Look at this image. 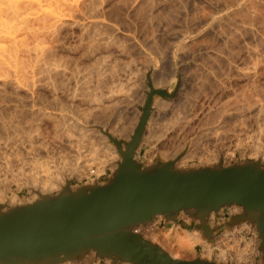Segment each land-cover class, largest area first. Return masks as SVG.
I'll list each match as a JSON object with an SVG mask.
<instances>
[{
  "label": "rangeland",
  "instance_id": "374dc122",
  "mask_svg": "<svg viewBox=\"0 0 264 264\" xmlns=\"http://www.w3.org/2000/svg\"><path fill=\"white\" fill-rule=\"evenodd\" d=\"M80 1L81 0L78 1L79 2L77 4L78 6L80 4ZM218 1H219V3H218ZM223 1H225V2H223ZM238 1H240V2H238ZM245 1L246 0H150V1L149 0H97V1L93 0V2L95 4L91 2L92 4L90 3L89 5L91 7L95 6L96 8L95 7L90 8V6L88 4H85L84 0H83V2L81 1V6L82 7L81 6H79V7L83 8L82 10L86 9V12L84 10L85 13H83V11L80 10L77 7L78 9H77L76 13L79 12V14H77V16H76V14H74L75 17H74V19L72 17V20L76 21L78 19L77 20V23H78V22L82 21L83 19H85L86 21L84 20L83 23L84 22L86 23V22L89 21V19H87L86 17L90 16V20H92V19L97 20L98 19L99 22H100V20H102L103 24L106 25L108 28L105 29L106 26L101 27L102 24L100 22L101 26L98 25V27H96L95 31L97 30L96 31L97 34L96 35L94 34L93 38L91 37V40L93 42H89L91 44V45H89L88 41L85 42V43H88V44H85V43H82V41L77 38L79 36V34H80L79 33V28H80L79 26H75L74 25L75 28L73 27V25H72L71 28L66 26L67 28L64 27L66 29H64L62 27V30L60 32V35H62V36H60V38H59L60 42H61V45H60V42L57 41L55 43L56 45L53 44V48L56 46L54 50L56 51L57 54L59 53V54H61L60 56H62V57L65 56L64 58L68 57L67 59H71V60H69L70 62L69 61L67 62L66 59H64V58H63L64 60H62L63 62L65 61L64 63L67 62L68 65L70 63V65H69V67L71 66L70 68L73 67V69H74L75 65H73L74 63L72 64L71 61H73V62L75 61V64L77 63L76 65H78V63L80 64L79 68L81 70H83V68L86 66L85 68H87V69L84 70V73L85 72H87V73L84 74V73H82L83 71H81L80 74L79 73L78 74L75 73V76L76 75L78 76V75H81V74L82 75L78 76V77L76 76L74 78H73V76H71L73 78V80H71L72 78L68 77L69 79L68 78L67 79L70 82L67 81V80H66V82H68L69 84L65 83L64 82L65 80L60 81L61 83L57 82L60 85L59 84L56 85V83H54V84L52 83L53 87H55V85H56V87L54 89L57 88L56 89L57 92L55 90L53 91V89H52L53 87L52 86L48 85V87L44 88L43 86L39 87L36 84V86L34 88V91H32V93H27L24 90H20L17 93V95L19 94L18 96L20 98H22V96L24 98V97H29L30 94H33V92H35V96L38 95V94H40L39 96L42 95L41 97H43V99L45 100L44 102H46V104H47V102H48V104L50 103L49 105H52V107L54 106V107L57 108L59 103L61 104V106L59 105L60 107H62V106H64V107L68 106V108L70 107L69 109L67 108L68 112H67V110L64 113L63 112H59L57 109L56 110L58 112L56 110L54 111V109H52V112L57 114V115L62 114V113L65 114L67 117H70L71 121H69V122L75 121V120H73V118L76 119L78 121V127L81 128V130L79 128L78 129L76 128L77 131L73 132V130H70L73 127H70V129L68 127L67 130L68 131L70 130L71 132H73L74 135L72 136L71 132H70V135H69V132H68L67 134L69 135V137H67V134H65L66 132L63 131L64 130V128H63V130H62L63 132L62 133L64 135L61 133L63 135L62 136L60 134V132H59V134L61 135L62 139L65 137L64 138L65 140L64 139H63L64 141L60 140L62 144H59V140L58 141L57 140L56 141H52V140L50 141L49 139L45 138L44 136H43L44 139L42 138V136L40 137V139L39 138H34L33 136L37 135L36 133L34 134V132L35 131L39 132L41 128L40 127L39 128L36 127V125L33 126V125H30V124L29 125L28 124H24L23 128L20 129L21 132L22 131L28 132L29 134H31L30 136H32L34 139H38L39 141L36 140V142L37 143L40 142V144L38 143L39 145H42L41 141L45 142V141H48V140L50 142V145H52V144L58 145L59 146L58 149H61L59 151H60V154H62V155L59 156V153H58L59 151L57 149L56 151H50V153H48V155H49L48 156L46 154V152L43 151L45 149V147L41 146L42 148H38L40 146L38 144H35V142H33L35 144L34 146L36 147V145H37L38 146V147H36L37 151L39 150L40 152L38 151L39 153L37 152V154H35L36 152L35 153H33V152L31 153V151H29L30 148L28 147L30 145V144L28 145L29 141L27 142L26 141L27 139H25V141L23 143V141L19 140L20 143H18V145H15L13 147V150L17 149V151L16 150L13 151L11 149L12 152H10V155H9L10 157H12L11 159L9 158L11 160V161L9 160V162H10L9 165L11 164V166H9V168H12L11 171L10 170H7V171L6 170H1L0 171V173L2 171H4V173L2 172L3 175L2 174L0 175V177L2 179V180L0 179V182H1L0 183V191H1L0 198L5 197L4 201L3 200L0 201V210L1 211H7V210H9L11 208H14V207L30 204V203H32V202H34L36 200H39L40 196H42V195L56 196L62 191V189L67 184H68V186H69V188L71 190H75L77 188L84 187V186L104 185V184H106L109 181V179L112 177L114 171L117 169V163L120 160L119 161L117 160L115 162L116 165L115 166L113 165V167L111 166L113 164V163L111 164V162L108 164L110 166H107V164L106 165L104 164L102 173L99 176H97L96 178H95L94 175H91L90 173H87L86 169L85 170L84 169H80V171L84 170L85 172L81 171L82 173L81 172L77 173L76 171H74L75 170L74 168H75V166L78 165V162H80V161H82L84 159L90 158L89 156H91L93 154V153H91V150H90L91 148H92V152H93V150H95V151L99 150V151H97V158L94 161H92V160L90 161V164L92 163L91 164L92 169H95L96 165L100 163L99 162L100 160L102 161V157H103V161H104V158L106 159L107 157L110 156L109 152H111V151L107 150V148L104 147L106 145L104 143L105 141L101 139L103 135H104V137H107V136H105L106 133L109 134L110 136L114 137L118 141H121L122 148L124 147L123 146V142H128L130 140V137L133 134L134 128L136 127V125H137V123H138V121H139V119H140V117L142 115L141 109L145 105V101H146V97H147L146 94H148L147 92H149V87H148L147 84L150 81H151L150 83H154L153 80L155 81V83L156 82L157 83L158 82L162 83L163 85L158 84L160 89L159 88H155L153 85L152 86L155 89L163 90V91H165V93L166 92L168 93V94L166 93L167 94L166 97H162V96L160 97L159 95H154L153 100H152L153 102H154V100L155 101H157V100L159 101L161 99V102H163V100H164V102L162 103L163 106H166L164 108H167V107L171 108L169 106H172V107L175 106V105H173L171 103L177 104L178 101L180 100L179 99L180 98L179 97L180 96V92L182 94V93H184V92H182L184 90H187V91H191L192 90L193 91L192 94L195 93L194 90H196V89L194 88V90H193L192 86H193V84H194V87H197V84L199 86V82H200L199 80H201L199 78L203 77V75L205 73L206 74L208 73V74H207V76L205 75L206 77L204 76L203 80H201V81L203 82L204 79L207 78L205 80L206 82L204 81V83H206L204 85L208 89L206 91L210 92L209 89L212 86V82H213L214 85L217 84V86L219 88V89L216 90V92H214L215 98H218V105L219 106L222 103H224V102L226 104L229 101V99H231V100L228 103H231V102H234V101H237V100L241 101L243 99L241 97H242V95L244 96V94H245V96L247 95L246 97H249V98L252 97L253 99L258 98L259 95H260V97H262V99H264L263 98L264 97V92H263L264 90L262 89V88H264L263 87L264 86V73H263L264 72V46L262 47L260 44L258 45V42H259L258 40H260V39L264 40V25H263L264 24V22H263V20H264V7H263L264 6V0H258L259 2L257 1L256 6H255L254 9H256V7H257V9L255 10V13H257V15L260 14V15L257 16L260 19L258 20L257 24L255 23L256 26L251 25L250 26L251 30H248V31H245L242 28H241L242 30H239V29H240V26H244V23L246 24V22L248 20V16H250L251 14L247 15L244 12L245 13V15H244L243 12L241 14H239V12H237V14L235 16H233L234 14L231 15V13H230L234 9V7H236L235 6L236 3L237 4H241V3L243 4ZM151 2H152V4H151ZM147 4H149V5H147ZM231 4H233V5H231ZM86 5H87V7H89V10L87 8H85ZM229 5H231L232 7H229ZM99 7H101V8H99ZM142 7H144V8L142 9ZM90 9H92L91 12H90ZM104 9H106V10L104 11ZM222 9H223V11H222ZM146 10H147V12H146ZM197 10H198V12H197ZM137 11L140 12V14ZM143 13H145L144 17L148 16V17H146V18H148V20L145 18L147 21L144 19V17H142L143 20H145L147 22V24H146V22H142V20L140 19ZM149 13H150V16H149ZM229 13L234 18H232L229 15ZM227 14H228V17H229L228 19L225 18L226 20L224 19V21H221L220 23L214 22L215 24H217L218 27H221V28H218V29H220V30H218L217 26L214 23L212 24V22L214 21V20L212 21V18L213 19H218L219 17H223L224 15L226 16ZM83 15H86V17L83 16ZM92 15H93V17H92ZM246 15H247V18L246 17L244 18V16H246ZM210 17H211V19H209ZM235 17H238V18H235ZM239 17L241 19H239ZM205 20H206V22H205ZM236 20L237 21L239 20V21L237 22ZM259 22H261V23H259ZM139 24H141V25H139ZM202 24L204 25V27H203ZM77 25H79V24H77ZM223 25H224V27H223ZM209 26H211V27H209ZM235 26L236 27L239 26V27L236 28ZM97 28H101V29L99 30ZM223 28H224V30H223ZM111 29H112V31H111ZM233 29H234V32H233ZM221 30H223V31H221ZM229 30H230V32H229ZM235 30L237 32H235ZM220 31L222 33L225 31L224 34L226 32L227 33H232L233 32V34L235 33L234 36H237V42L236 43L234 42L235 44L231 43L232 46H231V44H230V46L227 45L228 47L226 46V50H225V54H224L226 56L222 57L221 60L219 58L218 59L219 61L216 62V61H213L214 59H211L210 57H209V59L206 58L208 56L205 57L204 55H197L198 53H195L196 50L198 48L200 49L201 46L203 47V45L204 46L208 45L210 48H214V47L217 48V44H218V46H220L219 45V43H220L221 46H222L223 43L221 41H218V40L221 39V38L219 39V36L222 37V33ZM187 32H188V34H187ZM217 33H219V34H217ZM216 35H219V36H217L218 38L216 37ZM183 36L185 38H183ZM193 36H194L195 39L193 38ZM64 37H65V39H64ZM198 37H200V38H198ZM234 38H236V37H234ZM62 39H63V42H62ZM183 43L185 44V46L187 48L186 47L185 48L182 47V49H181V45L182 46L184 45ZM68 44H70V45H68ZM90 46H91V48H90ZM256 46H257V48H256ZM77 47H78V49H77ZM177 47H179V48L177 49ZM229 47H231V49ZM183 48H184V50H183ZM254 49H255V51H254ZM181 50H183V51H181ZM194 50H195V52H194ZM251 50H253V51H251ZM256 51H257V53H256ZM193 52H194V54H193ZM228 52H230V53H228ZM250 52L252 54L251 55L252 57L250 56ZM252 52H255V53H252ZM226 53L228 54L230 59H227L228 57H227ZM195 54H196V58H195ZM197 56H199V57L197 58ZM200 56H204V59H203V57L201 58ZM192 57H194V58H192ZM74 58H75V60H74ZM92 59H93V61H92ZM210 59H211L212 63H211V61L209 62ZM97 60L98 61L99 60L100 61L103 60V62H101V64H100V62H98L100 65H98L96 67L94 65L98 64ZM207 60H208V62H207ZM215 60H217V59H215ZM147 61H149V62H147ZM215 62H216V64L218 63V65H216ZM145 63L147 65H145ZM220 64L222 65L221 68L219 67V66H221ZM214 65H215V67H214ZM88 66H89V68H88ZM104 67H105V69H104ZM228 67H230V68H228ZM92 68L94 69V71L92 70L93 72H91V70H90ZM98 68H100L101 70L100 69L98 70ZM152 68L155 69V70H153ZM88 69L90 70L89 72H88ZM95 69H97V70H95ZM195 70H197L196 73H199L201 71H204V72H203V74L199 73L200 76L202 75L200 77V76H198L195 73ZM216 70L218 71V73H217ZM222 70H223V72H222ZM95 71H97V72L99 71L101 73L97 74V72L95 73ZM190 72H191V74L189 75ZM193 72L199 78L198 77L196 78L195 76H193L194 75ZM258 72H260V73H258ZM210 73H212V75ZM72 75H74V74H72ZM247 75L250 76V77H248ZM254 75H257V76H254ZM185 76H186V79H188V80L189 79H191V80L192 79H194V80L198 79L199 82H196L194 80H193L194 83L191 80H189L191 82H188V80L184 79ZM190 76L194 77V78H191ZM111 77H113V78H111ZM148 77H150V78H148ZM160 78H162V80ZM225 78H227V79H225ZM256 78H258V79H256ZM59 79L60 78H58L57 81H59ZM63 79H65V78H63ZM98 79H100V80H98ZM217 79H220V81L217 80ZM170 80H174V82H175L173 84L171 90L168 89V87H170L169 84H168V82L170 83ZM207 80H209V81H207ZM250 80H252L254 84ZM255 80H257V81H255ZM87 81H89V82H87ZM74 82L76 84H74ZM207 82H208V85L211 84V86L209 85L210 88H208ZM63 83H65V84H63ZM255 83H256V85H255ZM87 84H89V85H87ZM98 84H99V86H98ZM195 84H196V86H195ZM249 84H251V85H249ZM58 85L59 86L63 85V87L62 86L59 87ZM64 85H66L67 87L66 86L64 87ZM181 85H182L183 88L181 87ZM190 85H192L191 86L192 89L189 87ZM91 86L93 88H91ZM186 86L189 87L191 90H189ZM215 86H212V87H215ZM254 86L257 87V89ZM145 87L147 88L148 91L146 90ZM244 87H246V88L247 87L248 88L251 87L252 90L251 89L249 90L248 88L244 89ZM48 88H49V90H48ZM185 88H187V89H185ZM64 89H65V92H63ZM90 89H92V90H90ZM233 89L235 90L234 92H233ZM254 90H255V92L253 94ZM223 91H225V92H223ZM240 91H241V96L239 95V97H237L238 96L237 94H240ZM37 92H38V94H37ZM169 92H171V93H169ZM74 93H75V95H74ZM242 93H244V94H242ZM256 93H258L257 97H256ZM250 94L252 96H250ZM105 96H106V98H105ZM232 96H234V97L236 96V98L233 97V99H234L233 100ZM254 96H255V98H254ZM7 97H8V99L4 98L5 101L2 102L5 106L3 104H1L3 106V108H5V109H3V108L2 109L4 110V112H5L4 116H6V117H8L11 114L16 113L15 111L19 110L20 109L19 106H21V104H22L21 100L15 98V96H11L12 98L10 96H7ZM219 97H221V99ZM227 97H229V98H227ZM260 97L258 99H256V100H259L261 102L263 100H260L261 99ZM46 98H47V100H46ZM14 99H16V100H14ZM54 99L57 100L58 102H56ZM94 99H95V101H94ZM222 99L224 100L223 102H222ZM12 100L15 103L14 106H13V102H11ZM61 100H62V102H61ZM198 100H200V99H198ZM198 100H197V103L196 102L193 103V104H195L194 106L189 107V109L187 110V112L190 110L189 113H190V115L192 114L191 115L192 117L190 115H189L190 116L189 117L188 116L189 113L186 112L187 114H185L183 117H181V119L179 118L178 121H175L176 119H174V118L173 119L170 118L172 121L174 120L175 122H171L168 119L169 118L168 116H166L164 118V115H162V112H164L163 111L164 109L162 110L163 106L162 107H161V105L158 106V104H160V101H159V103L157 101V102H154L152 104L153 107L151 106L152 109L150 110L151 114H149V117H148V120H147V125L148 126L145 125V129L143 131L144 134L142 133V136L144 135L142 138L145 139V138H149L150 137L151 139L150 138L149 139H150L151 142L149 140H146L147 143H149V144L139 147L138 152L136 153L137 155L136 156L133 155L135 160L139 164H141L142 168H147V167L153 166V165H155V164H157L159 162L160 163H166V162H169V161L173 162V167L176 170H191V169L196 170V169L204 168V167H217V166H221L223 168H227V167H231V166H234V165H240V164H244V163L258 162L259 165H260V168L264 170V156H263L264 155V120H263L264 119V111H262L263 113L259 112L260 113L259 114L258 110L255 111L256 109H254V110L252 109V113L246 111V114L244 112V113H242L241 116L240 115L238 116L239 119L237 117H235L234 115H233L234 117L231 116V115H230V117H228L229 115L226 116V117L224 116L223 119L221 118L223 121L219 120V121H222V123L219 122V121L217 122V123H220L218 126L220 127V125H221V127H222L220 129H218L219 127L217 126V123L215 121L213 122V120L210 117L211 116L210 112L212 110H209V112H207L208 108H211V109L214 108L213 105L211 107V105H210L211 103L210 104H209V102L207 103L208 100H206V101L203 100V102H205L208 105H210V107L207 104H205V103H203L201 101H198ZM55 103H57L58 105L56 104L57 106H55ZM62 103H64V105H62ZM201 103H202V105H204V107L201 105ZM263 103L264 102H261V104H263ZM7 104H10V105L8 106ZM156 104H157L158 107L156 106ZM98 106H99V110H98ZM92 107H93V109H92ZM107 107H108V109H107ZM160 107H161L162 111L159 110ZM167 109H165V110H167ZM75 110H76V112H75ZM87 111H89V112H87ZM101 111H104V112L106 111L105 113L107 115L104 112L101 113ZM110 111H111V113H110ZM159 111H160V113H159ZM249 111H251V109ZM98 113H99V115L101 113L100 116H102V114H103L102 118L105 116L106 119L103 118L104 121L96 120L97 118L98 119H102V118L98 117L99 116ZM195 113L196 114L198 113V114L194 115ZM160 115H162V116H160ZM193 115L195 117H193ZM246 116H247V119H246ZM251 116H254V117H251ZM94 118H96V119H94ZM166 118L170 121L171 124L169 123V121ZM225 118H226V120H225ZM227 118H229V119L227 120ZM235 118H237L236 119L237 121L235 120ZM188 119H189V121H188ZM206 119H207V121H206ZM244 119H245V121H242ZM94 120L96 121L95 123L93 122ZM105 120L107 122H105ZM130 120L135 125H132L133 123ZM166 120H167V122H166ZM97 121H99L98 122L99 124H97ZM224 121H225V123H224ZM117 123H118V125H117ZM223 123H224V125H223ZM241 123H243V124H241ZM184 124L185 125L187 124V125L185 126ZM129 125L132 126V129L130 128ZM172 125H174V126H172ZM176 125L177 126L179 125L180 128H179V126L177 127ZM213 125L215 126V128L213 129V130H215L214 132H216V131L218 132V130H219L218 134L220 133L219 135L222 136V138H224L223 139L224 141H222V144L221 143L219 145L211 144V146L209 147V145H210L209 139H211L213 137V135L216 134V133H212L211 129L214 127ZM123 126L129 127L128 129L126 127V131H124L125 133L122 132ZM35 127L38 128V129L36 130ZM172 127H174V128L171 129ZM154 128L156 130H154ZM185 128H186V130H185ZM209 128H211L210 129L211 133L208 130ZM73 129H75V128H73ZM83 129H85V130L87 129L86 131L88 133L87 134L85 133V135H82L84 133ZM78 130H80L81 132L83 131V132L81 133ZM88 130H90V131H88ZM203 130L204 131L208 130V131L206 133ZM100 131H101V134H102V135L100 134L101 137L99 135ZM221 131H222V133H221ZM21 132H18V131L16 132L18 135H17V137L15 136V139L16 138L19 139V137L24 135V133H22L23 134L22 135ZM120 132H121V134H120ZM201 132L203 134L202 137L204 138V140H201V141H205V140L207 141L208 140V142H206V143L203 142V144H202L203 146L200 144L203 148L202 147L200 148L199 147L200 145L196 146L195 143H197V141L194 142L196 137H197L196 138L197 140H200L202 138L201 137V135H202ZM204 133H206V136H207V134L208 135L209 134H213V135H210L211 136L210 138H209V136H207L208 137V139H207V137L204 136ZM151 135H152V137H151ZM198 136H200V137H198ZM142 138H141V141H142ZM66 139L68 141L71 140L70 142L74 143V146L73 145H72V147L68 146L69 147L68 148L67 147V145H68L67 143L68 142H66ZM191 140H192V142H194L193 144H192V142L190 143ZM75 141H76L77 145H76ZM108 141L109 140H107V142ZM49 142H46V143L48 144ZM51 142H53V143L51 144ZM98 143H99V145H98ZM199 143H197V144H199ZM19 144L22 146V148H24V150H25V148L27 150L29 148L28 153L26 151H24L22 148H20ZM63 144L65 146H63ZM190 144H191V146H194V147L196 146V147L192 149ZM206 144L208 145V148L206 147L207 146ZM26 145H27L28 148L25 147ZM212 145H214V146H212ZM94 147L95 148L98 147L99 149L98 148L95 149ZM197 147L199 149H197ZM67 148L69 149V151H68ZM70 148H72V149L70 150ZM102 148H104V149H102ZM33 149H35V148H33ZM256 149L258 151H256ZM35 150H33V151H35ZM192 150H194L193 153H192L193 155H194V152H195V155H196L195 158L193 157L192 159L183 161L182 164L177 165L178 159L183 157L184 154H187L186 151H188V153H189V152H192ZM211 150H214V151H211ZM88 151H89V153H88ZM18 152L21 153V154H19L21 156L18 155ZM29 152H30V154H29ZM164 152H165V154H164ZM210 152H213V153H210ZM214 152H215V154H214ZM12 153H13V155H15V154L18 155V157L17 156H12ZM45 154H46V156H45ZM161 155L162 156L165 155L164 156L165 158H163ZM168 155L171 158H169ZM216 155H218V159H217ZM40 156H41V158L45 156V158H43V159H46L47 157L50 158V156H51L50 159L47 158V160L49 159V161L46 160V163L49 162L51 164L48 163V165H46L47 166L46 167L45 163H44L45 160L42 161V159L39 158ZM15 157H17V158H15ZM22 157H23L24 160H22ZM54 157L56 158V161H55ZM33 158H36V159L39 158L41 160V162H43V163H38V164H42V165H40V167H42L43 164H44L43 167H46L49 170V172H47L48 170L46 171V168L45 169L43 167L39 168L38 164H37L38 166L37 165L33 166L35 163H37V160L34 163L33 160H35V159H33ZM17 159H18V161H16ZM39 159H38V161L40 162ZM29 160H31L32 162L29 161ZM51 160H52V162H51ZM63 160H65V161L63 162ZM75 161H77V162H75ZM25 162H27L26 165L24 164ZM96 162H97V164H96ZM12 165L14 166V168H13ZM20 165H22L21 168H19ZM6 167H8V166H6ZM6 167H5V169H7ZM34 167L35 168L37 167V168L34 169ZM23 168H24V170H23ZM70 168H71V170H70ZM20 169H22V171H24V172H22ZM43 169L46 172H44ZM42 170H43V172H42ZM13 171H15V172H13ZM36 171L38 173L39 172H41V173L37 174ZM11 172H12V175H11ZM55 173H56V175H55ZM5 174H6L7 178H5ZM13 174H15V175H13ZM36 174H37V176H36ZM45 174L46 175L48 174L47 176L50 177V178H53L55 176L54 178L60 179L61 177H63L66 180L59 188H57V189L55 188L51 192H49L47 194L46 193L45 194H38L37 197L33 199L32 196H31L32 195L31 191H32V189L34 187H36V186L39 187L41 185V182H42L43 178L45 177ZM32 175H34V176H36V178H38L37 180H34L35 178H33V177L31 178V179H33V181L35 183L34 182L32 183L31 179H28V177L30 178ZM58 175H59V177H58ZM39 179L40 180L42 179V180L40 181ZM29 180H31V181H29ZM24 181H26V182H24ZM28 181L31 184L27 183ZM36 181H38V182H36ZM33 185H35V186H33ZM13 195H15V196H13ZM11 197H14V201H12V202H10V198ZM227 208H228L227 206L226 207H221V209L219 208V210H217L214 213L215 214L214 223H213L212 226H209V228L211 227V230H212V233H211L210 237L206 238L203 235V232L199 231L201 233V235L204 238H206L210 243H215L216 244L218 242L217 240H221L222 239V235L221 234H223L226 230H229L233 226V225H231V226L227 225V223L229 222L230 219H227V221L226 220H224V221L222 220L224 217L225 218L226 217H228V218L231 217V215L230 216L228 215L229 211H228ZM240 213L241 212H239L238 214H240ZM185 217L189 218V216H185ZM221 217H222V219H221ZM190 218H191V220H190L191 223H192V220H196V219H193L192 217H190ZM156 219H158V217H156L154 219V221ZM208 219H209V217H208ZM158 220H160V222L158 221L157 223H155V226L151 225L153 223V221L147 224V225H151V227H150L151 229L150 228L145 229L144 230L145 233L142 232L144 235H142L141 232L139 234H141L144 239H146V240H148V241H150V242H152V243H154V244H156V245H158V246H160L162 248V245H160V244H162L161 240H159L157 242L155 240V238L153 237L154 236L153 233L161 231L162 228L165 225V221H164V219L162 217H160ZM197 222L199 223V221H197ZM242 222H244V221H242ZM207 223H208V221H207ZM239 223H236V224L238 225ZM194 224L195 223H193V225H191V226L189 225L188 227L189 228L190 227H194ZM236 224H234V226ZM247 224L250 225V226L253 225V224H250V223H247ZM194 228L199 230L198 228H196V226ZM252 228L255 230V234L252 233V231H251V233H250V231H248V233L246 234L247 240L250 241L249 247L246 248L247 252H249L247 255L248 256L251 255V257H252L251 259H250V257H247L246 260L241 262V263L240 262L236 263L235 261H232L230 263L228 261H224V262L222 261L221 262L220 260H217L218 259L216 257V256H218V251H217V252H215V256L213 257L214 260L212 259L213 263H215V264H260L261 263L262 264V260L259 261V259H262L261 255H260V252L257 250V246L259 244V240L257 239L258 235L256 233L257 231H256V228H255V225H253ZM253 234H254V236H253ZM215 240L217 242H215ZM159 242H160V244H159ZM230 243L232 244L231 246H234V243H232V242H230ZM255 245H256V249H255V253H254L253 252V247L255 248ZM171 246L175 247V244H173V245L171 244ZM241 247L242 246L240 245L239 248L241 249ZM170 248H172V247H169V249ZM162 249H164V248H162ZM174 250H176L177 253H179V252L181 253V251H182V249H178V246ZM194 251L195 252H194L193 257H191V258H189L187 260H193V259H195L197 257H198V259L203 260V257L201 258V256H200L201 247L199 245L195 246V250ZM256 251H258L259 253L256 252ZM89 253H90V255H89ZM89 253L87 255H85L81 260L73 261V262H64L62 264H70V263H74V262H77L78 264H106V263L113 264L110 259L98 258V256L93 251H91ZM215 258H216V260H215ZM203 261L208 262L206 260V258H204ZM258 261L260 263H258ZM115 264H127V263H125V262H116ZM128 264H130V263H128Z\"/></svg>",
  "mask_w": 264,
  "mask_h": 264
},
{
  "label": "bare ground",
  "instance_id": "6f19581e",
  "mask_svg": "<svg viewBox=\"0 0 264 264\" xmlns=\"http://www.w3.org/2000/svg\"><path fill=\"white\" fill-rule=\"evenodd\" d=\"M79 0H0V171L1 170H10L11 171V169L12 168H9V166H11V164L9 165V160L12 158V157H10L9 155H10V152H12V150H13V147L15 146V145H18V143H20V141L19 140H21V141H23V143H24V141H25V139H27L26 141L28 142V147L30 148V150H29V148L27 147V145L25 146V147H27L28 148V150L29 151H31V153L33 152V153H35V154H37V152L39 151H37V148L36 147H38L37 145H36V147L34 146L35 144H40V142H36V140H38V139H34V138H39L40 139V137L42 136V138L44 139V137L45 138H47V139H49L50 141L52 140V141H58L59 140V144H62L61 143V141L60 140H63L62 139V137H61V135L63 134L62 132L63 131H65L66 133L65 134H67L68 132H69V135H70V130H73V132L75 131H77V129L79 128L78 127V121L76 120V119H74L73 117V120H75V121H73V122H69V121H71L70 120V117H67L65 114H63L64 112H66V110H67V112H68V109L70 108H68V106L67 107H64V106H62V107H60L61 106V104L59 103V105L57 104V103H55V106H57V108L56 107H52V105H49L48 104V102H47V104H46V102H44L45 100L43 99V97H41V96H39L40 94H38V92H37V94L38 95H36L35 96V92H33V94H30L29 95V97H24L23 98V96H22V98H20L18 95H17V93H18V91H20V90H24L25 92H27V93H32V91H34V88H35V86H36V84L39 86V87H48V85L49 86H52L53 87V84L54 83H56V85L57 84H59V83H61L60 81H63V80H65L64 82L65 83H68V82H66V80L67 81H69L68 79V77H70V78H72L71 76H73V78L74 77H76L75 76V73H81V71H83L82 73H84V70H86L87 68H83V70H81L79 67H80V64L78 63V65H76L75 64V61L73 62V61H71L72 62V64L73 65H75L74 66V69H73V67L72 68H70L69 67V65H70V63H69V65H68V61L69 60H71V59H67L68 57H66V58H64L65 56H60L61 54H57L56 53V51L54 50L55 49V47L53 48V44H55L57 41L58 42H60V36H62V35H60V32H61V30H62V27L64 28V27H69V28H71L72 27V25H73V27H74V25L75 26H79L80 28H79V36L77 37L79 40H81L82 41V43H85L86 41H88V43L89 42H93L92 40H91V37L93 38V35L95 34H97L96 33V31H95V29H96V27H98V25H100L101 26V24H102V26L101 27H103V26H106V25H104L103 24V22H102V20H100V22H101V24H100V22L98 21V19L97 20H94V19H92V20H90V16L89 17H86V15H83V16H85L87 19H89V21L88 22H84L83 23V21L85 20V19H83L82 21H80V22H78L77 23V20L75 21H73L72 20V17H73V19H74V17H75V15L74 14H76V16H77V14H79V12L78 13H76L77 12V9L79 8L80 10H82L83 8H81L82 6H81V1L83 2V0H81L80 1V4H79V6H81V7H79L77 4L79 3L78 2ZM97 1V0H96ZM150 1V0H149ZM257 1L258 0H246L243 4L241 3V4H235V6L236 7H234V9L230 12L231 13V15H233V16H235L236 14H237V12H239V14H241L242 12L244 13H246L247 15H250V16H248V20H247V22H246V24L244 23V26H240V29L239 30H245V31H248V30H251V28H250V26L251 25H254V26H256L255 25V23L257 24V22H258V20L260 19L259 17H257L258 15H260V14H258L257 15V13H255V10L257 9V7H256V9H254L255 8V6H256V3H257ZM84 2H85V4H90L91 2L92 3H94L93 2V0L91 1V0H84ZM103 2V1H102ZM180 2V1H179ZM221 2V1H220ZM223 2H225V1H223ZM238 2H240V1H238ZM243 2V1H242ZM259 2V1H258ZM91 3V4H92ZM100 3V2H99ZM144 3V2H143ZM154 3V2H153ZM218 3H219V1H218ZM227 3V2H226ZM225 3V4H226ZM84 4V5H85ZM95 4V3H94ZM151 4H152V2H151ZM181 4V3H180ZM183 4V3H182ZM224 4V5H225ZM83 5V6H84ZM142 5V4H141ZM145 5V4H144ZM147 5H149V4H147ZM228 5V4H227ZM231 5H233V4H231ZM231 5H229V7H232ZM90 6V5H89ZM226 6V5H225ZM262 6V5H261ZM78 7V8H77ZM93 7H95V6H90V8H93ZM117 7V6H116ZM145 7V6H144ZM144 7H142V9L144 8ZM153 7V6H152ZM151 7V8H152ZM228 7V6H227ZM226 7V8H227ZM264 7V6H263ZM85 8H87L88 10H89V7H87V5H86V7ZM96 8V7H95ZM99 8H101V7H99ZM168 8V7H167ZM225 8V7H224ZM140 9V8H139ZM138 9V10H139ZM198 9V8H197ZM229 9V8H228ZM85 10V12H86V9H84ZM84 10H82L83 11V13H85L84 12ZM87 10V11H88ZM91 10L92 9H90V12H91ZM106 9H104V11H105ZM116 10V9H115ZM119 10V9H118ZM169 10V9H168ZM81 11V12H82ZM222 11H223V9H222ZM80 12V13H81ZM89 12V13H90ZM94 12V11H93ZM96 12V11H95ZM99 12V11H98ZM138 12V11H137ZM146 12H147V10H146ZM197 12H198V10H197ZM258 12V11H257ZM88 13V12H87ZM139 14H140V12H138ZM173 13V12H172ZM230 13H229V15H230ZM245 13H244V15H245ZM114 14V13H113ZM144 14V15H143ZM142 14V16H141V20H142V22H146L147 20H148V18H146V17H148V16H146V17H144L145 16V13H143ZM219 14V13H218ZM238 14V15H239ZM81 15V14H80ZM95 15V14H94ZM136 15V14H135ZM209 15V14H208ZM216 15V14H215ZM230 15V16H231ZM247 15L246 16H244V18L246 17L247 18ZM97 16V15H96ZM149 16H150V13H149ZM214 16V15H213ZM225 16V15H224ZM217 17L218 19H213L212 18V24L214 23V22H216V23H220L221 21H224V19L226 18V19H228L229 17H228V14L225 16V17ZM240 16V15H239ZM81 17V16H80ZM92 17H93V15H92ZM142 17H144V19L146 20H143V18ZM216 17V16H215ZM232 17V16H231ZM263 17V16H262ZM101 18V17H100ZM105 18V17H104ZM150 18V17H149ZM205 18V17H204ZM232 18H234V17H232ZM231 18V19H232ZM235 18H238V17H235ZM76 19V18H75ZM96 19V18H95ZM209 19H211V17L209 18ZM225 19V20H226ZM230 19V20H231ZM239 19H241L240 17H239ZM204 20V19H203ZM243 20V19H242ZM86 21V20H85ZM111 21V20H110ZM228 21V20H227ZM235 21V20H234ZM237 21V20H236ZM239 21V20H238ZM237 21V22H238ZM82 22V23H81ZM150 22V21H149ZM205 22H206V20H205ZM226 22V21H225ZM242 22V21H241ZM263 22H264V20H263ZM209 23V22H208ZM224 23V22H223ZM259 23H261V22H259ZM258 23V24H259ZM77 24H79V25H77ZM106 24V23H105ZM146 24H147V22H146ZM215 24V23H214ZM227 24V23H226ZM225 24V25H226ZM231 24V23H230ZM248 24V25H247ZM139 25H141V24H139ZM143 25V24H142ZM201 25V24H200ZM203 25V24H202ZM211 25V24H210ZM216 26H217V24H215ZM220 25V24H219ZM222 25V24H221ZM229 25V24H228ZM260 25V24H259ZM264 25V24H263ZM212 26V25H211ZM211 26H209V27H211ZM214 26V25H213ZM215 26V27H216ZM253 26V27H254ZM66 27V28H67ZM203 27H204V25H203ZM223 27H224V25H223ZM230 27V26H229ZM236 27V26H235ZM237 27H239V26H237ZM236 27V28H237ZM258 27V26H257ZM66 28H64V29H66ZM75 28V27H74ZM106 28H108L107 26L105 27V29ZM145 28V27H144ZM150 28V27H149ZM214 28V27H213ZM218 28H221V27H218L217 26V29ZM226 28V27H225ZM231 28V27H230ZM233 28V27H232ZM242 28V29H241ZM97 29H101V28H97ZM116 29V28H115ZM210 29V28H209ZM215 29V28H214ZM228 29V28H227ZM98 30V31H99ZM205 30V29H204ZM218 30H220V29H218ZM223 30H224V28H223ZM223 30H221V31H223ZM231 30V29H230ZM230 30H229V32H230ZM95 31V32H94ZM111 31H112V29H111ZM146 31V30H145ZM217 31V30H216ZM215 31V32H216ZM220 31V32H221ZM232 31V30H231ZM67 32V31H66ZM100 32V31H99ZM225 32V31H224ZM224 32L222 33V37H220L219 35H216V37L217 36H219V39L220 40H218V41H221L223 44H222V46H221V44L219 43V45L220 46H218V44H217V48H210L207 44V46H204L203 45V47L201 46L200 47V49L198 48L197 50H196V52H195V50H194V52L195 53H198L197 55H204L205 57L206 56H208V57H206V58H208L209 59V57L211 58V59H214L213 61H219L218 59L220 58V60H221V58L222 57H224V56H226V55H224L225 54V50H226V46L228 45V46H230V44L231 43H236L237 42V36H234V34H233V32H234V29H233V32L232 33H225L224 34ZM235 32H237L236 30H235ZM239 32V31H238ZM241 32V31H240ZM252 32V31H251ZM262 32V31H261ZM104 33V32H103ZM73 34V33H72ZM101 34V33H100ZM99 34V35H100ZM106 34V33H105ZM187 34H188V32H187ZM192 34V33H191ZM215 34V33H214ZM217 34H219V33H217ZM241 34V33H240ZM239 34V35H240ZM248 34V33H247ZM263 34V33H262ZM186 35V34H185ZM98 36V35H97ZM112 36V35H111ZM103 37V36H102ZM114 37V36H113ZM174 37V36H173ZM182 37V36H181ZM234 37H236V38H234ZM76 38V39H77ZM154 38V37H153ZM179 38V37H178ZM183 38H185L184 36H183ZM193 38H194V36H193ZM198 38H200V37H198ZM214 38V37H213ZM218 38V37H217ZM64 39H65V37H64ZM195 39V38H194ZM202 39V38H201ZM236 39V40H235ZM91 40V41H90ZM100 40V39H99ZM149 40V39H148ZM214 40V39H213ZM96 41V40H95ZM155 41V40H154ZM191 41V40H190ZM189 41V42H190ZM194 41V40H193ZM192 41V42H193ZM196 41V40H195ZM259 42H258V45L260 44L262 47L264 46V40H258ZM62 42H63V39H62ZM214 42V41H213ZM88 43H85V44H88ZM188 43V42H187ZM191 43V42H190ZM197 43V42H196ZM217 43V42H216ZM234 43V44H235ZM84 44V45H85ZM184 44V43H183ZM214 44V43H213ZM233 44V45H234ZM56 45V44H55ZM60 45H61V42H60ZM68 45H70V44H68ZM67 45V46H68ZM78 45V44H77ZM80 45V44H79ZM82 45V44H81ZM89 45H91L90 43H89ZM95 45V44H94ZM149 45V44H148ZM156 45V44H155ZM187 45V44H186ZM189 46V45H188ZM227 46V47H228ZM231 46H232V44H231ZM64 47V46H63ZM71 47V46H70ZM182 47H186L185 46V44L182 46L181 45V49H182ZM67 48V47H66ZM88 48V47H87ZM90 48H91V46H90ZM179 47H177V49H178ZM184 48H183V50H184ZM187 48V47H186ZM190 48V47H189ZM230 49H231V47H229ZM233 48V47H232ZM235 48V47H234ZM256 48H257V46H256ZM77 49H78V47H77ZM89 49V48H88ZM260 49V48H259ZM258 49V50H259ZM183 50H181V51H183ZM234 50V49H233ZM257 50V51H258ZM180 51V50H179ZM192 51V50H191ZM198 51V52H197ZM228 51V50H227ZM226 51V52H227ZM248 51V50H247ZM251 51H253V50H251ZM254 51H255V49H254ZM257 51H256V53H257ZM262 51V50H261ZM177 52V51H176ZM194 52H193V54H194ZM239 52V51H238ZM93 53V52H92ZM146 53V52H145ZM228 53H230V52H228ZM252 53H255V52H252ZM86 54V53H85ZM179 54V53H178ZM227 54V53H226ZM232 54V53H231ZM234 54V53H233ZM192 55V54H191ZM252 54H251V52H250V56H251ZM84 56V55H83ZM204 56H200L201 58L203 57V59H204ZM257 56V55H256ZM85 57V56H84ZM104 57V56H103ZM199 56H197V58H198ZM227 59H230L229 58V56H228V54H227ZM231 57V56H230ZM252 57V56H251ZM66 59V63H64L62 60H64V59ZM106 58V57H105ZM177 58V57H176ZM192 58H194V57H192ZM195 58H196V54H195ZM226 58V57H225ZM97 59V58H96ZM99 59V58H98ZM101 59V58H100ZM148 59V58H147ZM211 59L209 60V62L211 61ZM215 59H217V60H215ZM232 59V58H231ZM257 59V58H256ZM74 60H75V58H74ZM79 60V59H78ZM149 60V59H148ZM206 60V59H205ZM223 60V59H222ZM233 60V59H232ZM92 61H93V59H92ZM146 61V60H145ZM229 61V60H228ZM231 61V60H230ZM70 62V61H69ZM98 62H100V64H101V62H103V60H97V63ZM147 62H149V61H147ZM195 62V61H194ZM207 62H208V60H207ZM216 62H215V64H216ZM221 62V61H220ZM235 62V61H234ZM143 63V62H142ZM200 63V62H199ZM211 63H212V61H211ZM71 64V65H72ZM99 63L98 64H96V65H94V66H98V65H100ZM195 64V63H194ZM202 64V63H201ZM223 64V63H222ZM230 64V63H229ZM144 65V64H143ZM145 65H147L146 63H145ZM206 65V64H205ZM208 65V64H207ZM210 65V64H209ZM216 65H218V63L216 64ZM221 65V64H220ZM224 65V64H223ZM90 66V65H89ZM89 66H88V68H89ZM105 66V65H104ZM198 66V65H197ZM212 66V65H211ZM153 67V66H152ZM196 67V66H195ZM199 67V66H198ZM201 67V66H200ZM206 67V66H205ZM214 67H215V65H214ZM220 68L222 67V65L221 66H219ZM91 68V67H90ZM95 68V67H94ZM107 68V67H106ZM155 68V67H154ZM210 68V67H209ZM219 68V69H220ZM228 68H230V67H228ZM256 68V67H255ZM80 69V70H79ZM100 68H98V70H99ZM104 69H105V67H104ZM108 69V68H107ZM106 69V70H107ZM153 69V68H152ZM191 69V68H190ZM218 69V68H217ZM224 69V68H223ZM91 70V72H93L94 71V69L92 68V69H90ZM89 69H88V72L90 71ZM93 70V71H92ZM95 70H97V69H95ZM101 70V69H100ZM110 70V69H109ZM153 70H155V69H153ZM231 70V69H230ZM207 71V70H206ZM210 71V70H209ZM217 71V70H216ZM221 71V70H220ZM226 71V70H225ZM224 71V72H225ZM90 72V73H91ZM97 71H95V73H96ZM99 72V71H98ZM97 72V74H100L101 72H99L98 73ZM105 72V71H104ZM107 72V71H106ZM112 72V71H111ZM115 72V71H114ZM186 72V71H185ZM197 72V70H195V73ZM202 72V73H201ZM201 72H199L200 74H203V72L204 71H201ZM222 72H223V70H222ZM85 73H87V72H85ZM84 73V74H85ZM89 73V74H90ZM103 73V72H102ZM153 73V72H152ZM182 73V72H181ZM199 73H196L198 76H200L199 75ZM217 73H218V71H217ZM246 73V72H245ZM258 73H260V72H258ZM264 73V72H263ZM72 74H74V75H72ZM93 74V73H92ZM191 74V72L189 73V75ZM193 74H194V72H193ZM192 74V75H193ZM196 74H194L193 76H195L196 78L198 77V76H196ZM208 74V73H207ZM207 74L205 73L204 75H203V77H201V78H199V79H201V80H203V78H204V76L206 75L207 76ZM211 75H212V73H210ZM214 74V73H213ZM220 74V73H219ZM248 74V73H247ZM82 75V74H81ZM81 75H78V76H81ZM91 75V74H90ZM94 75V74H93ZM119 75V74H118ZM173 75V74H172ZM191 75V76H192ZM216 75V74H215ZM244 75V74H243ZM250 75V74H249ZM77 76V77H78ZM85 76V75H84ZM97 76V75H96ZM106 76V75H105ZM190 76V77H191ZM205 76V77H206ZM209 76V75H208ZM222 76V75H221ZM245 76V75H244ZM248 76V75H247ZM254 76H257V75H254ZM151 77V76H150ZM150 77H148V78H150ZM210 77V76H209ZM242 77V76H241ZM248 77H250V76H248ZM58 78H60L59 79V81H57L58 80ZM63 78H65V79H63ZM68 78V79H67ZM73 78L71 79V80H73ZM105 78V77H104ZM110 78V77H109ZM111 78H113V77H111ZM188 78V77H187ZM191 78H194V77H191ZM219 78V77H218ZM103 79V78H102ZM161 80H162V78H160ZM184 79H186V76L184 77ZM207 79V78H206ZM206 79H204V81L206 80ZM225 79H227V78H225ZM256 79H258V78H256ZM98 80H100V79H98ZM97 80V81H98ZM152 80V79H151ZM186 80H188V79H186ZM189 80H191V79H189ZM188 80V82H191V81H193L194 79H192L191 81H189ZM201 80H199L198 81V79H195L194 81H196V82H199V86H198V84H197V87H194V81H193V86L192 85H190L189 87L191 88V86H192V88H193V90H194V88L196 89V90H194V92L195 93H193L192 94V88L190 89L189 87H187L189 90H191V91H187V90H184V91H182V92H184V93H182L181 94V92H180V100L178 101V103L177 104H174V103H171V104H173V105H175V106H169V107H171V108H164V107H166V106H163L162 105V103L164 102V100H163V102H161V99L159 100L160 101V104H158V106L159 105H161V107H162V110L164 111V112H162V115H164V118L166 117V116H168L169 118V120L171 121V122H175V121H178V119L180 118L181 119V117H183L185 114H187V113H189L190 112V110L187 112V110L189 109V107H191V106H194L195 104H193L194 102H196L197 103V100L198 99H200V100H198V101H201V102H203V100L204 101H206V100H208L207 101V103L209 102V104L211 105V107H212V105H213V109H211V108H208V110H207V112H209V110H212L211 112H210V114H211V119L213 120V122L215 121L216 123L219 121V120H222L223 118H224V116L226 117V116H228V117H230V115L231 116H235V117H237L238 118V116L240 115H242V113H244L245 112V114H246V111L247 112H251L252 113V109L254 110V109H256L255 111H257L258 110V113L259 112H262V111H264L263 109V107H264V103L263 104H261V102H264V99H262V97H260V95H259V97L261 98L260 100H263V101H259V100H256V99H258V98H255V96H254V98L255 99H253L252 97L251 98H249V97H246L245 96V94L244 93H242V94H244V96L242 95V97L241 98H243L241 101H238L237 99V101H234V102H231V103H228V102H230V100L231 99H229V101L225 104V102L224 103H220L221 105L219 106L218 105V98H215V94H214V92H216V90L217 89H219L218 88V86H217V84H213V82H212V86H215V87H212L211 86V84H209L210 86H211V88L209 87V85H208V82H207V85H208V88H210L209 89V91L210 92H208V91H206V90H208L207 89V87H205V85L204 84H206V83H204V81L202 82ZM210 80V79H209ZM209 80H207V81H209ZM213 80V79H212ZM217 80H219L220 81V79H217ZM75 81V80H74ZM160 81V80H159ZM218 81V82H219ZM226 81V80H225ZM250 81H252V80H250ZM255 81H257V80H255ZM57 82H59V83H57ZM70 82V81H69ZM76 82V81H75ZM74 82V84H76ZM87 82H89V81H87ZM99 82V81H98ZM151 82V81H150ZM153 82L154 83H151L155 88H159L160 89V87H159V85L158 84H160V85H163L162 83H160V82H156L155 83V81L153 80ZM195 82V83H196ZM206 82V81H205ZM211 82V81H210ZM209 82V83H210ZM215 82V81H214ZM53 83V84H52ZM65 83H63V84H65ZM85 83V82H84ZM97 83V82H96ZM175 82H174V80H170V83L168 82V84H169V86L170 87H168V89L169 90H171L172 89V86H173V84H174ZM252 83H253V81H252ZM52 84V85H51ZM69 84V83H68ZM94 84V83H93ZM167 84V83H166ZM181 84V83H180ZM254 84V83H253ZM41 85V86H40ZM56 85H55V87H56ZM60 85V84H59ZM58 85V86H59ZM67 85V84H66ZM66 85H64V87L66 86ZM87 85H89V84H87ZM183 85V84H182ZM182 85H181V87H182ZM189 85V84H188ZM223 85V84H222ZM221 85V86H222ZM226 85V84H225ZM249 85H251V84H249ZM255 85H256V83H255ZM57 86V87H58ZM62 87H63V85H61ZM61 86H59V87H61ZM98 86H99V84H98ZM184 86V85H183ZM195 86H196V84H195ZM220 86V85H219ZM55 87H53L52 89H53V91L55 90L56 91V89H54ZM67 87V86H66ZM77 87V86H76ZM87 87V86H86ZM164 87V86H163ZM227 87V86H226ZM253 87V86H252ZM255 87V86H254ZM260 87V86H259ZM264 87V86H263ZM43 88V89H44ZM91 88H93L92 86H91ZM146 88V87H145ZM183 88V87H182ZM187 88H185V89H187ZM243 88V87H242ZM246 87H244V89H245ZM248 88V87H247ZM246 88V89H247ZM256 89H257V87H255ZM39 89V88H38ZM62 89V88H61ZM60 89V90H61ZM79 89V88H78ZM228 89V88H227ZM249 90L251 89V87H249L248 88ZM263 90H264V88H262ZM261 89V90H262ZM46 90V89H45ZM48 90H49V88H48ZM59 90V89H58ZM68 90V89H67ZM73 90V89H72ZM77 90V89H76ZM75 90V91H76ZM90 90H92V89H90ZM98 90V89H97ZM146 90H147V88H146ZM230 90V89H229ZM252 90V89H251ZM37 91V90H36ZM95 91V90H94ZM93 91V92H94ZM148 91V90H147ZM177 91V90H176ZM235 90L233 89V92H234ZM257 91V90H256ZM259 91V90H258ZM24 92V93H25ZM50 92V91H49ZM57 92V91H56ZM62 92V91H61ZM63 92H65V89H64V91ZM219 92V91H218ZM223 92H225V91H223ZM244 92V91H243ZM246 92V91H245ZM252 92V91H251ZM254 92H255V90L253 91V94H254ZM264 92V91H263ZM53 93V92H52ZM68 93V92H67ZM148 93V92H147ZM167 93V92H166ZM169 93H171V92H169ZM229 93V92H228ZM231 93V92H230ZM262 93V92H261ZM26 94V93H25ZM43 94V93H42ZM83 94V93H82ZM114 94V93H113ZM146 94V93H145ZM168 94V93H167ZM226 94V93H225ZM234 94V93H233ZM247 94V93H246ZM249 94V93H248ZM257 94L258 93H256V97H257ZM28 95V94H27ZM74 95H75V93H74ZM102 95V94H101ZM147 95V94H146ZM182 95V96H181ZM220 95V94H219ZM229 95V94H228ZM238 96L237 97H239V95L241 96V91H240V94H237ZM7 96H15V98H17V99H20L21 100V102H22V104H21V106H19L20 107V109L19 110H17V111H15L16 113H14V114H11V115H9L8 117H6V116H4V110L3 109H5V108H3V106L1 105V104H3L2 102H4L5 100H4V98H7L8 99V97ZM46 96V95H45ZM72 96V95H71ZM89 96V95H88ZM107 96V95H106ZM106 96H105V98H106ZM218 96V95H217ZM221 96V95H220ZM223 96V95H222ZM226 96V95H225ZM249 96V95H248ZM250 96H252L251 94H250ZM56 97V96H55ZM73 97V96H72ZM78 97V96H77ZM154 97V96H153ZM161 97V96H160ZM224 97V96H223ZM233 97L234 96H232V99H233ZM12 98V97H11ZM54 98V97H53ZM60 98V97H59ZM70 98V97H69ZM74 98V97H73ZM170 98V97H169ZM220 99H221V97H219ZM227 98H229V97H227ZM234 98H236V96L234 97ZM264 98V97H263ZM77 99V98H76ZM81 99V98H80ZM109 99V98H108ZM177 99V98H176ZM175 99V100H176ZM14 100H16V99H14ZM46 100H47V98H46ZM50 100V99H49ZM55 100V99H54ZM68 100V99H67ZM83 100V99H82ZM85 100V99H84ZM210 100V101H209ZM234 100V99H233ZM232 100V101H233ZM56 102H58L57 100H55ZM81 101V100H80ZM94 101H95V99H94ZM98 101V100H97ZM158 101V100H157ZM157 101H155L154 100V102H157ZM159 101H158V103H159ZM212 101V102H211ZM224 100L222 99V102H223ZM7 102V101H6ZM5 102V103H6ZM9 102V101H8ZM11 102H13V100L11 101ZM60 102V101H59ZM61 102H62V100H61ZM68 102V101H67ZM90 102V101H89ZM102 102V101H101ZM100 102V103H101ZM153 101H152V104L154 103ZM169 102V101H168ZM115 103V102H114ZM203 103H205V102H203ZM207 103H205V104H207ZM14 102H13V106H14ZM57 104V105H56ZM151 104V106L153 107V105ZM169 104V103H168ZM193 104V105H192ZM225 104V105H224ZM230 104V105H229ZM4 105V104H3ZM8 106L10 105V104H7ZM62 105H64V103H62ZM78 105V104H77ZM118 105V104H117ZM116 105V106H117ZM201 105H202V103H201ZM200 105V106H201ZM208 105V104H207ZM206 105V106H207ZM210 105H208L209 107H210ZM5 106V105H4ZM7 106V107H8ZM17 106V105H16ZM15 106V107H16ZM112 106V105H111ZM156 106H157V104H156ZM157 106V107H158ZM203 107H204V105H202ZM201 106V107H202ZM205 106V107H206ZM6 107V108H7ZM59 107V108H58ZM77 107V106H76ZM113 107V106H112ZM142 107V106H141ZM161 107H160V109L159 110H161ZM228 107V108H227ZM253 107V108H252ZM255 107V108H254ZM3 108V109H2ZM68 108V109H67ZM91 108V107H90ZM106 108V107H105ZM114 108V107H113ZM52 109H54V111L57 109L59 112H63L62 114H59V115H57V114H55V113H53L52 112ZM76 109V108H75ZM89 109V108H88ZM92 109H93V107H92ZM95 109V108H94ZM107 109H108V107H107ZM152 109V108H151ZM165 109H167V110H165ZM251 109V111H249ZM56 110V111H57ZM87 110V109H86ZM90 110V109H89ZM98 110H99V106H98ZM111 110V109H110ZM161 110V111H162ZM197 110V109H196ZM57 111V112H58ZM202 111V110H201ZM206 111V110H205ZM7 112V111H6ZM75 112H76V110H75ZM83 112V111H82ZM87 112H89V111H87ZM94 112V111H93ZM104 111H101V113H103ZM106 112V111H105ZM104 112V113H105ZM151 112V111H150ZM187 112V113H186ZM204 112V111H203ZM254 112V111H253ZM10 113V112H9ZM71 113V112H70ZM101 113H100V115H101ZM110 113H111V111H110ZM159 113H160V111H159ZM200 113V112H199ZM202 113V112H201ZM255 113V112H254ZM263 113V112H262ZM261 113V114H262ZM90 114V113H89ZM88 114V115H89ZM106 114V113H105ZM151 114V113H150ZM198 114V113H197ZM196 113L194 114V115H197ZM208 114V113H207ZM244 114V115H245ZM249 114V113H248ZM260 114V113H259ZM92 115V114H91ZM95 115V114H94ZM98 115H99V113H98ZM98 116L99 118H102V116H103V114H102V116ZM107 115V114H106ZM162 115H160V116H162ZM190 115V113L188 114V116ZM192 115V114H191ZM190 115V116H191ZM193 115V117H195ZM243 115V116H244ZM255 115V114H254ZM189 116V117H190ZM199 116V115H198ZM233 116V117H234ZM263 116V115H262ZM261 116V117H262ZM6 117V118H5ZM192 117V116H191ZM251 117H254V116H251ZM104 119H106L105 118V116L103 117ZM103 118L102 119H96V118H94V119H96V120H101V121H104L103 120ZM108 118V117H107ZM163 118V117H162ZM163 118V119H164ZM170 118H174V119H176L175 121L173 120H171ZM208 118V117H207ZM222 118V119H221ZM237 118H235V120L237 119ZM113 119V118H112ZM150 119V118H149ZM167 119V118H166ZM167 119V120H168ZM185 119V118H184ZM183 119V120H184ZM187 119V118H186ZM205 119V118H204ZM229 118H227V120H228ZM239 119V118H238ZM243 119V118H242ZM246 119H247V116H246ZM249 119V118H248ZM135 120V119H134ZM152 120V119H151ZM167 120H166V122H167ZM168 120V121H169ZM191 120V119H190ZM211 120V121H212ZM225 120H226V118H225ZM234 120V119H233ZM264 120V119H263ZM131 121V120H130ZM137 121V120H136ZM163 121V120H162ZM170 121H169V123H170ZM188 121H189V119H188ZM206 121H207V119H206ZM210 121V122H211ZM223 121V120H222ZM222 121H219V122H221L222 123ZM237 121V120H236ZM235 121V122H236ZM240 121V120H239ZM242 121H245V119L244 120H242ZM81 122V121H80ZM86 122V121H85ZM94 123L96 122L95 120L93 121ZM99 121H97V124H99L98 123ZM105 122H107L106 120H105ZM132 122V121H131ZM130 122V123H131ZM182 122V121H181ZM228 122V121H227ZM226 122V123H227ZM263 122V121H262ZM37 123V124H36ZM101 123V122H100ZM104 123V122H103ZM129 123V124H130ZM133 123V122H132ZM131 123V124H132ZM207 123V122H206ZM205 123V124H206ZM209 123V122H208ZM224 123H225V121H224ZM224 123H223V125H224ZM230 123V122H229ZM24 124H30V125H36V127H40L41 129H40V131L39 132H37V131H35L34 132V134L36 133L37 135H35V136H30L31 134H29L28 132H24V131H20V129L21 128H23V125ZM85 124V123H84ZM166 124V123H165ZM168 124V123H167ZM171 124V123H170ZM174 124V123H173ZM188 124V123H187ZM186 124V125H187ZM220 123H217V126L219 125ZM241 124H243V123H241ZM27 125V126H28ZM49 125V126H48ZM117 125H118V123H117ZM128 125V124H127ZM132 125H135L134 123L132 124ZM146 125H147V122H146ZM164 125V124H163ZM169 125V124H168ZM180 125V124H179ZM178 125V126H179ZM183 125V124H182ZM185 125V124H184ZM185 125V126H186ZM203 125V124H202ZM208 125V124H207ZM215 125V124H214ZM213 125V126H214ZM222 125V126H223ZM130 126V128L132 129V126L131 125H129ZM148 126V125H147ZM152 126V125H151ZM160 126V125H159ZM172 126H174V125H172ZM177 126V125H176ZM175 126V127H176ZM177 126V127H178ZM209 126V125H208ZM216 126V127H217ZM26 127V126H25ZM35 127V128H36ZM49 127V128H48ZM51 127V128H50ZM68 127H69V129H70V127H73V128H75V129H70L69 131L67 130L68 129ZM81 127V126H80ZM126 127L127 126H123V130H122V132H124V131H126ZM135 127V126H134ZM219 127V126H218ZM228 127V126H227ZM34 128V127H33ZM38 128H36V130L38 129ZM63 128H64V130H63ZM77 128V129H76ZM111 128V127H110ZM116 128V127H115ZM125 128V129H124ZM129 127H127V129H128ZM174 127H172L171 129H173ZM179 128H180V126H179ZM178 128V129H179ZM215 128V126L211 129V128H209L208 130H209V132L211 133V130H212V133H216V134H207V136H209V138L211 137L210 135H213V137L211 138V139H209V143H210V145H209V147L211 146V144H214V145H219L220 143L222 144V141H224L223 139L224 138H222V136H220L219 134H218V132H219V130H218V132L216 131V132H214L215 130H213ZM220 128H222L221 127V125H220V127L218 128V129H220ZM241 128V127H240ZM32 129V128H31ZM67 131H66V130ZM80 130H81V128H79ZM88 129V128H87ZM86 129V130H87ZM119 129V128H118ZM145 129V128H144ZM211 129V130H210ZM23 130V129H22ZM33 130V129H32ZM63 130V131H62ZM80 130H78V131H80ZM85 129H83V131H84V133L82 134V135H85V133L87 134L88 132L86 131ZM154 130H156L155 128H154ZM184 130V129H183ZM185 130H186V128H185ZM208 130H203L204 132H206L207 133V131ZM217 130V129H216ZM223 130V129H222ZM227 130V129H226ZM21 132V134L22 133H24V135L23 136H21V137H19V139L18 138H16L15 139V136L17 137V133L16 132ZM34 131V130H33ZM82 131V132H83ZM86 131V132H85ZM88 131H90V130H88ZM129 131V130H128ZM148 131V130H147ZM151 131V130H150ZM181 131V130H180ZM59 132H60V134H59ZM73 132H71V134H72V136L74 135V133ZM81 132V131H80ZM81 132V133H82ZM94 132V131H93ZM208 132V133H209ZM80 133V134H81ZM99 133V132H98ZM103 133V132H102ZM118 133V132H117ZM116 133V134H117ZM125 133V132H124ZM146 133V132H145ZM206 133H204V136H206ZM221 133H222V131H221ZM224 133V132H223ZM95 134V133H94ZM101 134V131H100V133H99V135ZM120 134H121V132H120ZM143 134H144V132H143ZM151 134V133H150ZM154 134V133H153ZM199 134V133H198ZM197 134V135H198ZM201 134H202V132H201ZM20 135V134H19ZM64 135V134H63ZM62 135V136H63ZM69 135L67 134V137H69ZM102 135V134H101ZM101 135H100V137H101ZM222 135V134H221ZM38 136V137H37ZM44 136V137H43ZM87 136V135H86ZM106 136V135H105ZM144 136V135H143ZM142 136V137H143ZM203 136V134L201 135V137ZM206 136V137H207ZM71 137V136H70ZM85 137V136H84ZM88 137V136H87ZM125 137V136H124ZM151 137H152V135H151ZM154 137V136H153ZM198 137H200V136H198ZM226 137V136H225ZM51 138V139H50ZM75 138V137H74ZM82 138V137H81ZM150 138V137H149ZM149 138H142V141L140 140V142H139V144H138V146H137V148L135 149V151H134V153L135 154H133L134 156H136L137 154V152H138V149H139V147H141V146H145V145H147V144H149V143H147V141L146 140H149L150 141V139ZM197 138V137H196ZM195 138V140H194V142H196L197 141V143H199V144H197V143H195L196 144V146L198 145H202L203 144V142H208V140L206 141H201V140H204V138L202 137L200 140H197ZM34 139V140H33ZM68 139V138H67ZM66 139V142H68L67 144V147L69 146V147H72V145L74 146V143H72V142H70V141H68ZM84 139V138H83ZM102 140H104L105 142V148H107V150H110L111 152H109L110 154V156L109 157H107L106 159L104 158V161H103V157H102V161L100 160L98 163L99 164H97V162H96V167H95V169H92V167H91V164H90V161L92 160V161H94L96 158H97V151H99V150H93V152H92V148L90 149L91 150V153H93L91 156H89L90 158H88V159H84V160H82V161H80V162H78V165L77 166H75V170L74 171H76L77 173H79V172H81L80 171V169H86V172L87 173H91V172H93L94 173V176H95V178L97 177V176H99L101 173H102V170H103V167H104V164L106 165L107 164V166H110V165H108L110 162H111V166L113 167V165L115 166L116 165V161L118 160H120L121 161V155L119 154V152H118V150H117V148H116V146L112 143V142H107V140H108V138L107 137H104V135L102 136V138H101ZM199 139V138H198ZM207 139H208V137H207ZM228 139V138H227ZM49 140L48 141H45V142H42L41 141V144L42 145H39L40 147H38V148H42L43 146L45 147V149L43 150L44 152H46V154L48 155V153H50V151H56L58 148H59V146L58 145H54V144H52L53 142H51V144L52 145H50V142H49ZM65 140V139H64ZM63 140V141H64ZM211 140V141H210ZM19 141V142H18ZM39 141V140H38ZM81 141V140H80ZM144 141V142H143ZM148 141V142H149ZM33 142H35V144L33 143ZM46 142H49L48 144L46 143ZM65 142V143H66ZM82 142V141H81ZM100 142V141H99ZM151 142V141H150ZM192 142V140L190 141V143ZM194 142H192V144L194 143ZM202 142V143H201ZM46 143V144H45ZM56 143V142H55ZM75 143H76V141H75ZM20 145V144H19ZM25 145V144H24ZM76 145H77V143H76ZM98 145H99V143H98ZM114 145V146H113ZM199 146L200 148L203 146ZM207 145V144H206ZM214 145H212V146H214ZM42 146V147H41ZM63 146H65L64 144H63ZM97 146V145H96ZM185 146V145H184ZM190 146H191V144H190ZM195 146V147H196ZM24 147V146H23ZM68 147V148H69ZM93 147V146H92ZM102 147V146H101ZM183 147V146H182ZM189 147V146H188ZM192 147V149L193 148H195L194 146H191ZM207 148H208V145L206 146ZM217 147V146H216ZM221 147V146H220ZM20 148H22V146L20 145ZM33 148H35V149H33ZM62 148V147H61ZM66 148V147H65ZM67 148V149H68ZM95 148V147H94ZM96 148H98V147H96ZM95 148V149H96ZM109 148V149H108ZM203 148V147H202ZM218 148V147H217ZM216 148V149H217ZM12 149V150H11ZM23 150H24V148H22ZM72 148H70V150H71ZM99 149V148H98ZM102 149H104V148H102ZM151 149V148H150ZM197 149H199L198 147H197ZM196 149V150H197ZM206 149V148H205ZM254 149V148H253ZM16 151H17V149H15ZM15 150H13V151H15ZM20 150V149H19ZM18 150V151H19ZM28 150L25 148V150L24 151H26L27 153H28ZM33 150H35V151H33ZM59 150H61V149H58V151ZM89 150V151H90ZM195 150V149H194ZM194 150H192V152H189L188 153V151H186L187 152V154H184L183 155V157H181L180 159H178V162H177V165H180V164H182V162L183 161H186V160H189V159H192L193 157L195 158V152H194V155L192 154L193 153V151ZM215 150V149H214ZM214 150H211V151H214ZM68 151H69V149H68ZM89 151H88V153H89ZM102 151V150H101ZM104 151V150H103ZM106 151V150H105ZM146 151V150H145ZM151 151V150H150ZM200 151V150H199ZM198 151V152H199ZM209 151V150H208ZM219 151V150H218ZM255 151V150H254ZM256 151H258L257 149H256ZM40 152V151H39ZM38 152V153H39ZM42 152V151H41ZM148 152V151H147ZM43 153V152H42ZM59 153V156L60 155H62V154H60V151L58 152ZM102 153V152H101ZM178 153V152H177ZM210 153H213V152H210ZM209 153V154H210ZM19 154H21V153H19L18 152V155ZM29 154H30V152H29ZM46 154H45V156H46ZM55 154V153H54ZM99 154V153H98ZM107 154V153H106ZM164 154H165V152H164ZM214 154H215V152H214ZM263 154V153H262ZM18 155H13V153H12V156H17L18 157ZM53 155V154H52ZM104 155V154H103ZM120 157H119V156ZM133 155H132V157H133ZM170 155V154H169ZM169 155H168V157H169ZM205 155V154H204ZM19 156H21V155H19ZM45 156L44 157H42L41 158V156L39 157V158H41L42 159V161H44V163H45V166L46 165H48V163H46V160H47V158H49V157H47L46 159H43V158H45ZM49 156V155H48ZM148 156V155H147ZM151 156V155H150ZM149 156V157H150ZM162 156V155H161ZM165 155H163L162 157L163 158H165L164 157ZM212 156V155H211ZM217 156V159H218V155H216ZM264 156V155H263ZM17 157H15V158H17ZM86 157V156H85ZM173 157V156H172ZM10 158V159H9ZM21 158V157H20ZM28 158V157H27ZM38 158V159H39ZM50 158H51V156H50ZM49 158V159H50ZM55 158V157H54ZM77 158V157H76ZM80 158V157H79ZM169 158H171V157H169ZM215 158V157H214ZM19 159V158H18ZM18 159L16 160V161H18ZM33 159H35V160H33L34 161V163H35V161L37 160V163H35L33 166H35V165H37L38 163H43V162H41V160H40V162L38 161V159H36V158H33ZM49 159L47 160V161H49ZM62 159V158H61ZM82 159V158H81ZM222 159V158H221ZM21 160V159H20ZM19 160V161H20ZM22 160H24L23 159V157H22ZM11 161V160H10ZM15 161V162H16ZM28 161V160H27ZM29 161H31V160H29ZM55 161H56V158H55ZM65 160H63V162H64ZM13 162V161H12ZM14 162V163H15ZM32 162V161H31ZM51 162H52V160H51ZM75 162H77V161H75ZM18 163V162H17ZM26 163L27 162H25L24 164L26 165ZM66 163V162H65ZM30 164V163H29ZM49 164H51V163H49ZM70 164V163H69ZM74 164V163H73ZM28 165V164H27ZM32 165V164H31ZM30 165V166H31ZM39 165V168H42L43 166H44V164H43V166L42 167H40V165H42V164H38ZM37 165V166H38ZM55 165V164H54ZM53 165V166H54ZM80 165V166H79ZM6 166H8V167H6ZM13 166V165H12ZM18 166V165H17ZM21 166L22 165H20V167L19 168H21ZM5 167L7 168V169H5ZM26 167V166H25ZM47 167V166H46ZM46 167H43L44 169L46 168ZM4 168V169H3ZM13 168H14V166H13ZM18 168V167H17ZM37 168V167H36ZM35 167H34V169H36ZM55 168V167H54ZM72 168V167H71ZM71 168H70V170H71ZM110 168V167H109ZM43 169V170H44ZM112 169V168H111ZM14 170V169H13ZM21 171H22V169H20ZM19 170V171H20ZM23 170H24V168H23ZM43 170H42V172H43ZM48 169L46 168V171H47ZM55 170V169H54ZM57 170V169H56ZM83 170V171H84ZM5 171V172H6ZM29 171V170H28ZM45 170H44V172H46ZM52 171V170H51ZM82 171V172H83ZM3 173H4V171H2ZM2 172L0 173V175L2 174ZM13 172H15V171H13ZM22 172H24V171H22ZM32 172V171H31ZM35 172V171H34ZM37 172V171H36ZM47 172H49V170L47 171ZM81 172V173H82ZM85 172V171H84ZM9 173V172H8ZM17 173V172H16ZM15 173V174H16ZM21 173V172H20ZM39 173H41V172H39ZM38 172H37V174H39ZM52 173V172H51ZM15 174H13V175H15ZM35 174V173H34ZM37 174H36V176H37ZM58 174V173H57ZM3 175V174H2ZM9 175V174H8ZM11 175H12V172H11ZM48 175V174H47ZM46 174H45V177L43 178V180H42V182H41V185L39 186V187H34L33 189H32V191H31V196H32V198L34 199V198H36L37 197V195L38 194H47V193H49V192H51L53 189H57V188H59L64 182H65V178H63V177H61L60 179H58V178H50V177H48ZM55 175H56V173H55ZM17 176V175H16ZM25 176V175H24ZM36 176H34V175H32L30 178L28 177V179H31L32 177L33 178H35L34 180H37L38 178H36ZM15 177V176H14ZM26 177V176H25ZM58 177H59V175H58ZM4 178V177H3ZM5 178H7L6 177V174H5ZM0 179H1V177H0ZM16 179V178H15ZM93 179V178H92ZM2 180V179H1ZM13 180V179H12ZM19 180V179H18ZM17 180V181H18ZM32 180V181H31ZM31 180H29V181H31L32 183L34 182L33 181V179H31ZM40 180V179H39ZM40 180V181H41ZM27 181V180H26ZM26 181H24V182H26ZM27 182V183H30V182ZM16 182V181H15ZM36 182H38V181H36ZM1 183V182H0ZM35 183V182H34ZM8 184V183H7ZM31 184V183H30ZM40 184V183H39ZM33 186H35V185H33ZM6 188V187H5ZM0 193H1V191H0ZM13 196H15V195H13ZM23 199V198H22ZM1 200H5V197H2V198H0V201ZM12 201H14V197H11L10 198V202H12ZM28 201V200H27ZM18 202V201H17ZM226 207V206H225ZM228 208V211H229V213H228V215L230 216L231 215V217L232 216H235V215H237L239 212H241L242 211V207L240 206V205H238V204H235V203H232V204H229L228 206H227ZM3 209V208H2ZM221 209V208H220ZM215 212L214 211H211L210 212V215H209V219H208V226H212L213 225V223H214V217H215V214H214ZM184 215V214H183ZM218 215V214H217ZM223 215V214H222ZM185 216H188V215H184V218L186 219V223H187V227L186 228H182L181 226H180V224L178 223V221H174V220H167V221H165V225H164V227L162 228V230L161 231H159V232H156V233H153V237L155 238V240L158 242L159 240H161V243L162 244H160V242H159V244L160 245H162V248H164L165 249V251L169 254V256L172 258V259H182V260H187V259H189V258H191V257H193V255H194V250H195V246H197V245H199L200 247H201V253H200V256H201V258L203 257V260H204V258H206V260L210 263H213V261H212V259H213V257L215 256V252H217L218 251V256H216L218 259L217 260H220L221 262L223 261H228L229 263L230 262H232V261H235L236 263L238 262H243V261H245L246 260V258L247 257H250V259L252 258L251 257V255L250 256H248L247 254L249 253V252H247V247H249V245H250V241L249 240H247V238H246V234L248 233V231H250V233H251V231H252V233H254L255 234V230L252 228V226L253 225H248L247 223L248 222H240L237 226L235 225H233L232 226V228H230L229 230H226L223 234H221L222 235V239L221 240H215V242H217L216 244L215 243H210L206 238H204L202 235H201V233L200 232H202V230L201 229H199V230H197V229H195L194 227H195V225L198 223L197 221V219L196 220H192V223H191V218H190V216H189V218L187 217H185ZM158 217V219L160 218V216H157ZM230 217V218H231ZM183 218V217H182ZM230 218H228V217H224L223 219H222V217H221V219L224 221V220H226L227 221V219H230ZM194 219V218H193ZM160 222V220H157V221H154L153 220V223L151 224L152 226H155V223H157V222ZM193 223H195L194 224V227H188L189 225L191 226V225H193ZM151 225H144V226H138L137 227V229L135 228V229H133V233H145L144 232V230L145 229H147V228H150L151 227ZM213 228V227H212ZM151 229V228H150ZM149 229V230H150ZM210 229H211V227H210ZM153 230V229H152ZM154 231V230H153ZM200 231V232H199ZM142 233V235H144ZM257 233V232H256ZM147 234V233H146ZM254 234H253V236H254ZM220 235V236H221ZM258 235V234H257ZM218 236V235H217ZM147 237V236H146ZM217 238V237H216ZM220 238V237H219ZM153 239V238H152ZM158 239V240H157ZM250 239V238H249ZM257 239L259 240V244H258V246H257V250L260 252V255H261V258H262V251L259 249V246H260V239H259V237H257ZM251 240V239H250ZM230 242H232V243H234V246H231L232 244L230 243ZM171 244L173 245V244H175V247L174 246H171ZM252 244V243H251ZM256 244V245H257ZM242 246L241 247V249L239 248V246ZM256 245H255V248L253 247V252L255 253V249H256ZM172 247V248H170L169 249V247ZM178 246V249H182V251H181V253L179 254V253H177L176 252V250H174V249H176V247ZM174 248V249H173ZM173 251H172V250ZM250 250V249H249ZM258 251H256V252H258ZM251 252V251H250ZM258 252V253H259ZM253 253V254H254ZM252 254V253H251ZM87 255V254H86ZM89 255H90V253H89ZM257 255V254H256ZM198 258V257H197ZM249 259V258H248ZM84 260V259H83ZM203 260H201V261H203ZM214 260V259H213ZM215 260H216V258H215ZM260 260H262V259H259V261ZM248 261V260H247ZM246 261V262H247ZM253 261V260H252ZM257 261V260H256ZM258 261V263H260ZM82 262V261H81ZM86 262V261H85ZM206 262V261H205ZM215 262V261H214ZM217 262V261H216ZM254 262V261H253ZM77 263V262H76ZM255 263V262H254ZM71 264V263H70ZM106 264H108V263H106ZM128 264V263H127ZM261 264V263H260Z\"/></svg>",
  "mask_w": 264,
  "mask_h": 264
},
{
  "label": "water",
  "instance_id": "95a60500",
  "mask_svg": "<svg viewBox=\"0 0 264 264\" xmlns=\"http://www.w3.org/2000/svg\"><path fill=\"white\" fill-rule=\"evenodd\" d=\"M147 85L142 115L130 140L122 148L121 141L105 134L121 155L106 184L75 190L67 184L56 196L42 195L30 204L0 210V264H62L81 260L91 251L113 264H215L172 259L133 229L157 216L177 221L182 213L197 219L196 228L208 238L210 212L232 203L242 211L227 225H255L264 264V170L258 162L176 170L172 161L142 168L132 157L153 96H167L150 82Z\"/></svg>",
  "mask_w": 264,
  "mask_h": 264
},
{
  "label": "crops",
  "instance_id": "0c3cea01",
  "mask_svg": "<svg viewBox=\"0 0 264 264\" xmlns=\"http://www.w3.org/2000/svg\"><path fill=\"white\" fill-rule=\"evenodd\" d=\"M183 217V218H182ZM158 219H156L155 221H157ZM177 221L180 224V226L182 228H186L187 227V223H186V219L184 218V215L182 213H180L177 217Z\"/></svg>",
  "mask_w": 264,
  "mask_h": 264
},
{
  "label": "built area",
  "instance_id": "2783aa9c",
  "mask_svg": "<svg viewBox=\"0 0 264 264\" xmlns=\"http://www.w3.org/2000/svg\"><path fill=\"white\" fill-rule=\"evenodd\" d=\"M90 174H91V175H94V173H93V172H91ZM71 264H78V263L74 262V263H71Z\"/></svg>",
  "mask_w": 264,
  "mask_h": 264
}]
</instances>
